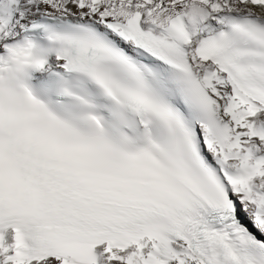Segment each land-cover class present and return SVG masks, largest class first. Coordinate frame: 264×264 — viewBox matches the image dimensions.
Returning <instances> with one entry per match:
<instances>
[{"label": "snow or ice", "instance_id": "1", "mask_svg": "<svg viewBox=\"0 0 264 264\" xmlns=\"http://www.w3.org/2000/svg\"><path fill=\"white\" fill-rule=\"evenodd\" d=\"M0 264H264V0H0Z\"/></svg>", "mask_w": 264, "mask_h": 264}]
</instances>
